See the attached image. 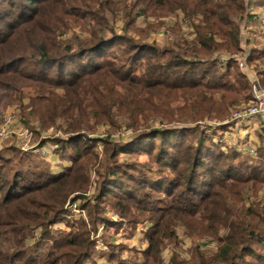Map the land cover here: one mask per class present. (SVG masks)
<instances>
[{
    "label": "rangeland",
    "instance_id": "1",
    "mask_svg": "<svg viewBox=\"0 0 264 264\" xmlns=\"http://www.w3.org/2000/svg\"><path fill=\"white\" fill-rule=\"evenodd\" d=\"M53 1L45 0L41 8L46 11L55 10L57 5ZM245 2V11L233 18L240 27L241 50H215L201 58L207 64L212 63L213 67L206 65L199 67L197 71L202 69L225 74L229 64H233L239 74L245 75L251 89L255 80H259L264 89L262 74L264 29L261 25L264 0H245ZM98 3L97 7L91 5L87 9L81 4V6L72 5L71 10L80 13L87 10L88 13H93L99 18L103 10L99 8L100 3L101 6H106L107 16V7L112 9L114 15L109 16L108 19L114 28L113 35L118 36L117 38H127L130 43L147 42L154 43L158 49H175L174 44L181 37L185 36L184 38L189 40L195 38L192 18L187 17L180 9L174 13H163L168 9L162 12V8L158 7L155 0H98ZM137 5V9L134 10ZM141 8L147 11L138 15ZM131 11L133 14L129 18L134 17V22L130 25L128 15H131L129 13ZM199 20V18L193 19L197 23ZM78 22L71 27L66 39L75 36H80L83 40L90 38L88 33L90 19L84 18ZM181 34L184 36H179ZM56 40L61 39L56 37ZM126 40L115 43L117 56L123 55L121 48L129 44ZM110 55L108 58H111L112 63L107 64L108 71L115 68L114 62L119 64V68L122 64L119 60L124 59L125 62L127 59L121 57L114 60ZM236 55L244 58L243 68L232 59V56ZM69 68L76 70L77 61L69 64ZM97 82L98 79L93 80L91 84ZM28 91L29 89L26 93ZM246 94L250 95V99L242 97L226 110L222 109L223 118H205L180 126L174 124L170 129L185 128V136L194 143L201 133L213 139L215 146H221L227 153L226 157L221 158L222 164L227 162L229 166L233 164L232 166L235 167L243 164L244 168L237 170L239 175L246 176L253 173V169H248V166H254L264 175V164L260 163L264 157V135L259 136L257 130L246 134L245 124L233 120L234 113L251 101V90ZM148 102L150 104L152 102L155 110L147 114L148 125L141 128L140 132L169 130L168 122L163 120V115L159 116L169 106V100L163 97L162 101H157L156 97L151 96ZM50 112L51 105L39 101L31 104L30 101L25 100L24 103L15 102L8 106H0L2 180L16 178L21 186L32 183L35 189L40 190L30 196L41 204L53 206L52 209L49 207L50 213L56 212L58 215V221L49 226L46 232L41 225L29 227L24 224L20 227L21 231H8L3 234L0 238V247L4 252L12 254L21 250L22 254L28 253L44 258L60 247L64 249L65 239L72 240L77 237V242H88L93 250L82 260V264H208L215 260L216 254L228 241L235 242L236 249L244 252L254 240L249 239L252 230L264 236V232L260 229L262 224L256 215L264 203V184L226 181L228 183L226 187L213 189L211 199L199 208V212H196L197 209L192 207V200L195 198L192 193L180 189L171 196L148 186V182H156L162 177L167 180L176 177L173 171L164 170L165 162L161 163L158 160L160 148L158 134L153 133L149 137L154 145L150 152L136 151L134 147L136 144L133 141L135 133L128 127L129 121L116 114L110 121L121 123L123 127L115 129L110 125L111 122L95 118L94 115L90 119L79 117V123L93 125L92 130L72 134L82 139H75L70 143L71 137L65 133L66 117L54 120L53 124ZM113 145L125 146L123 148H128L127 150L134 149L113 157L111 156ZM248 146L256 149L255 155H249L243 150ZM78 148L84 151L90 150L88 154H92L90 156L92 164L87 167L90 170L88 180H85L82 172H77L76 180L73 181L76 185L74 190L69 193L68 187L54 191L53 186H48L46 183L47 178L66 173L73 166L75 151ZM85 158L87 160L89 156L86 155ZM109 169L110 172L116 171V179L113 178V182L109 181L106 185H112L110 188H113L112 192L115 195L110 194L105 197L101 195L100 174ZM39 174L44 175V178H40ZM202 178L204 175L201 174L200 177L198 175L199 180H203ZM205 178L210 184L214 178L222 179L216 175H207ZM80 186L85 188L76 190ZM122 196L126 198L132 196L133 199H124ZM31 212L33 213L31 217L35 218L44 215V211L40 209ZM154 238L160 239L159 246L154 245ZM250 250L252 254L247 250L243 255L246 264H264V244L254 245ZM62 252L69 251L67 252L65 248ZM254 253L256 256H253Z\"/></svg>",
    "mask_w": 264,
    "mask_h": 264
},
{
    "label": "trees",
    "instance_id": "2",
    "mask_svg": "<svg viewBox=\"0 0 264 264\" xmlns=\"http://www.w3.org/2000/svg\"><path fill=\"white\" fill-rule=\"evenodd\" d=\"M155 1L158 7L162 8V12L168 9L163 13H174L180 9L187 17L192 18L195 38L189 40L184 38V35H179L184 37L176 40L175 49H158L154 43L147 42L130 43L127 38H117L118 36L113 35L114 28L108 19L114 15L112 9L107 7V16L106 6H101L100 3L99 8L103 10L99 18L87 10L82 13L71 10L72 5L80 4L86 9L91 5L97 7L98 0H54L57 5L55 10L47 11L41 8L45 0H0V106H8L15 102L24 103L25 100L31 104L36 101L50 104L49 115L53 120L51 123L54 124L57 119L66 117L65 133L70 135V143L75 139H82L72 134L92 130L93 125L79 123V117L90 119L94 115L95 118L111 122L110 120L119 114L129 121L128 127L135 133L133 141L136 144L134 146L136 151L150 152L154 145L149 137L153 133L158 134L160 137L158 160L161 163L165 162L164 170L173 171L176 177L168 180L162 177L156 182H148L149 188L164 191L171 196L180 189L192 193L194 199L199 200L191 198L192 207L199 212V208L211 199L212 190L217 187L225 188L228 184L226 181L264 184V175L254 166H248V169H253V173L242 176L237 174V170H242L243 164L236 167L232 166L233 164L229 166L227 162L222 164L221 158L226 157L227 153L221 146H215L213 139L201 133L194 143L185 136V128L170 129L174 124L180 126L205 118H223V108L226 110L242 97L245 99L250 97L246 94L251 90L247 78L244 74H239L233 64H229L225 74L202 69L197 71L199 67L206 65L213 67L212 63L207 64L201 58L215 50H241L240 27L233 18L245 11L246 2ZM137 7L138 5L134 10ZM146 11L145 8H141L138 15ZM129 13L131 15H128V24L131 25L134 17L129 18L133 12ZM84 18L90 19L88 27L90 38L83 40L80 36H75L66 39L71 27ZM194 18H199V22H194ZM56 37L61 40L57 41ZM123 39L129 43L125 48H121L123 53L121 57L127 58L125 62L116 55L115 47V43ZM109 55L114 60L120 59L119 62L122 64L119 68V64L114 62L115 68L106 70L107 64L112 63ZM76 61V70L70 69L69 64ZM262 74L264 75V70ZM97 79L96 84H91ZM27 89L29 91L26 93ZM151 96L156 97L157 101H162L163 97L169 100L167 109L163 114H159L168 122L169 130L140 132L141 128L148 125L147 114L153 110L152 102L151 104L148 102ZM176 103L178 105L175 106ZM110 125L115 129L123 127L121 123L114 121ZM123 147L125 146L113 145L111 156L125 154L134 149L127 150L128 148ZM89 151L78 148L75 151L73 166L61 176L47 178L48 186L52 185L54 191L69 187L70 193L76 187L73 181L76 180L77 172H82L85 180H88L90 170L87 167L92 164L90 158L92 154H88ZM230 153L236 155L234 152ZM86 155L89 156L87 160ZM260 163L264 164V157ZM201 174L204 175L203 180L198 179V175L200 177ZM207 175L220 176L222 179L214 178L210 184L205 178ZM39 176L44 178L42 174ZM100 177L101 195L105 197L115 195L112 192L113 188H110L112 185L106 184L109 181L113 182L116 171L106 170ZM34 186L32 183L21 186L16 178L2 180L0 174V238L8 231H21L20 227L24 224L29 227L41 225L46 232L49 226L58 221L56 212L51 214L49 211V207L52 209L53 206L41 204L30 196L40 190ZM84 188L80 186L76 190ZM123 198L133 199L132 196ZM36 209L44 211V215L38 218L31 217L33 216L31 211ZM256 215L262 224L260 229L264 232V203ZM250 234V241L254 240L244 252L248 250L252 254L251 247L264 244V236H260L255 230ZM153 241L154 245L159 246L161 243L158 238H154ZM81 242H77V237L72 240L65 239L63 246L65 245L68 253L62 252L65 248L60 247L44 258L28 253L22 254L21 250L8 254L0 247V264H82V260L93 250L88 242ZM244 252L236 249L235 242L228 241L216 254L215 260L208 264H246ZM253 256H256V253Z\"/></svg>",
    "mask_w": 264,
    "mask_h": 264
},
{
    "label": "built area",
    "instance_id": "3",
    "mask_svg": "<svg viewBox=\"0 0 264 264\" xmlns=\"http://www.w3.org/2000/svg\"><path fill=\"white\" fill-rule=\"evenodd\" d=\"M261 25L264 29V12L261 14ZM232 59L244 67V58L240 56H232ZM264 63V58H263ZM259 80L252 83L251 101L239 108L233 116V120L239 123L251 124L254 122H261L264 124V89H262ZM243 150L249 155H255L256 149L252 146L244 147ZM40 151V150H38Z\"/></svg>",
    "mask_w": 264,
    "mask_h": 264
},
{
    "label": "crops",
    "instance_id": "4",
    "mask_svg": "<svg viewBox=\"0 0 264 264\" xmlns=\"http://www.w3.org/2000/svg\"><path fill=\"white\" fill-rule=\"evenodd\" d=\"M244 125V124H243ZM244 133L249 134L252 133L253 131H258V135H264V124H262L261 122H254L251 124H245L244 125ZM261 129V131H259Z\"/></svg>",
    "mask_w": 264,
    "mask_h": 264
}]
</instances>
